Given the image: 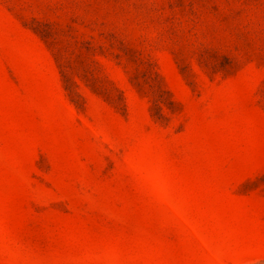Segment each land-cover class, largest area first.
<instances>
[{
    "label": "rangeland",
    "instance_id": "obj_1",
    "mask_svg": "<svg viewBox=\"0 0 264 264\" xmlns=\"http://www.w3.org/2000/svg\"><path fill=\"white\" fill-rule=\"evenodd\" d=\"M0 264H264V0H0Z\"/></svg>",
    "mask_w": 264,
    "mask_h": 264
}]
</instances>
